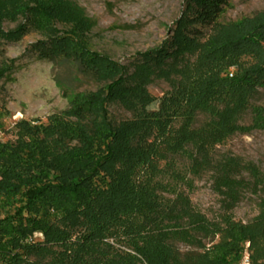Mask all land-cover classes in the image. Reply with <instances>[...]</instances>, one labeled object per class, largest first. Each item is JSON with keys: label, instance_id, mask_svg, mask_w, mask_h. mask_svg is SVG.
Returning <instances> with one entry per match:
<instances>
[{"label": "trees", "instance_id": "obj_1", "mask_svg": "<svg viewBox=\"0 0 264 264\" xmlns=\"http://www.w3.org/2000/svg\"><path fill=\"white\" fill-rule=\"evenodd\" d=\"M230 2L186 0L170 42L136 54L129 68L88 49L91 23L75 2L0 0V54L2 42L32 29L42 37L33 46L40 60L75 61L104 83L45 125L17 121L15 141L0 142V264H241L245 254L264 264V198L251 221L233 215L245 192L264 193L255 164L227 158L214 219L181 192L172 201L161 195L170 186L162 180L167 157L264 131L263 110L250 106L264 87V10L222 23ZM161 79L172 89L157 100L147 87ZM111 104L135 117L112 123ZM249 109L251 123L239 124ZM182 244L201 251L181 254Z\"/></svg>", "mask_w": 264, "mask_h": 264}, {"label": "rangeland", "instance_id": "obj_2", "mask_svg": "<svg viewBox=\"0 0 264 264\" xmlns=\"http://www.w3.org/2000/svg\"><path fill=\"white\" fill-rule=\"evenodd\" d=\"M77 4L90 21L85 44L98 55H104L113 62L131 68L137 62L138 53L159 48L170 42L175 22L183 14L186 0H69ZM264 10V0H231L220 18L222 23H233L248 19ZM25 21H4L2 29L13 31ZM59 30L66 29L57 24ZM205 32H209L207 29ZM42 37L29 29L20 40L2 42L0 54V142L16 139L14 125L20 120H38L47 123V117L68 109L76 94L95 92L104 83L96 81L90 73H84L75 61L58 58L40 60L33 46ZM194 58H190L193 64ZM131 71V70H130ZM233 72V71H232ZM166 80H154L148 85V93L157 100L171 92ZM250 106L264 112V87L258 88L250 100ZM109 120L114 124L133 120L134 112L125 110L119 104L107 109ZM250 109L240 118L239 124L251 123ZM207 122L199 116L198 123ZM240 158L243 163L255 164L264 174V131L237 133L228 136L222 144L207 149H191L189 153L167 157L161 163L165 170L163 183L170 185L161 195L173 200L184 194L191 205L209 220L220 212V201L216 194L215 180L221 175L228 157ZM172 173V174H171ZM177 177V179H175ZM247 179V174L242 172ZM264 198V193L245 192L233 210L236 221L247 223L257 214L255 203ZM200 238V237H198ZM216 239V238H215ZM209 247L210 239H200ZM215 241V240H214ZM181 254L200 252L188 246L175 245ZM241 264H249L244 255Z\"/></svg>", "mask_w": 264, "mask_h": 264}]
</instances>
